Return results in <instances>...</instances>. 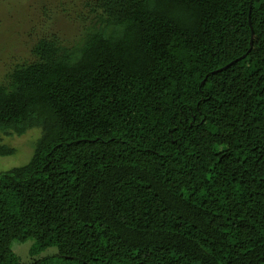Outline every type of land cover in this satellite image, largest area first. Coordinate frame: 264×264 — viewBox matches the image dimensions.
<instances>
[{
  "label": "trees",
  "instance_id": "trees-1",
  "mask_svg": "<svg viewBox=\"0 0 264 264\" xmlns=\"http://www.w3.org/2000/svg\"><path fill=\"white\" fill-rule=\"evenodd\" d=\"M81 5L0 80V132L40 129L0 171V264L28 238L52 264H264V0Z\"/></svg>",
  "mask_w": 264,
  "mask_h": 264
},
{
  "label": "rangeland",
  "instance_id": "rangeland-1",
  "mask_svg": "<svg viewBox=\"0 0 264 264\" xmlns=\"http://www.w3.org/2000/svg\"><path fill=\"white\" fill-rule=\"evenodd\" d=\"M81 4L82 0H0V80H3L12 62L30 58L31 45L43 33L58 35L66 43L77 40L83 26L76 17ZM39 135L38 127L28 128L20 134L0 132V147L11 148V152L0 153V171L26 163ZM33 244V238L12 242V250L19 261L33 264L46 257L48 259L43 264H52L51 257L56 254L57 248L52 246L31 254Z\"/></svg>",
  "mask_w": 264,
  "mask_h": 264
},
{
  "label": "water",
  "instance_id": "water-1",
  "mask_svg": "<svg viewBox=\"0 0 264 264\" xmlns=\"http://www.w3.org/2000/svg\"><path fill=\"white\" fill-rule=\"evenodd\" d=\"M250 29H251V37H250V46H249V49H251V46H252V34H253V31H252V27L250 26ZM230 64V63H229ZM228 65V64H227ZM227 65H225L224 67H226Z\"/></svg>",
  "mask_w": 264,
  "mask_h": 264
}]
</instances>
